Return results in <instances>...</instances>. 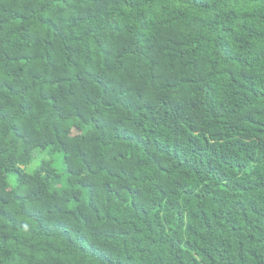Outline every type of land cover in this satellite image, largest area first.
<instances>
[{
    "label": "trees",
    "instance_id": "1",
    "mask_svg": "<svg viewBox=\"0 0 264 264\" xmlns=\"http://www.w3.org/2000/svg\"><path fill=\"white\" fill-rule=\"evenodd\" d=\"M0 264H264V0H0Z\"/></svg>",
    "mask_w": 264,
    "mask_h": 264
},
{
    "label": "rangeland",
    "instance_id": "2",
    "mask_svg": "<svg viewBox=\"0 0 264 264\" xmlns=\"http://www.w3.org/2000/svg\"><path fill=\"white\" fill-rule=\"evenodd\" d=\"M43 159H49L52 161L55 169L62 174L63 176L65 175L64 173V164H63V155L61 152H51L49 148H44V149H35L33 153V158L29 164H27L24 168V171L26 173H31L33 172L39 165L40 161ZM8 180L11 185H14L16 180H15V174L14 173H9L8 174Z\"/></svg>",
    "mask_w": 264,
    "mask_h": 264
}]
</instances>
